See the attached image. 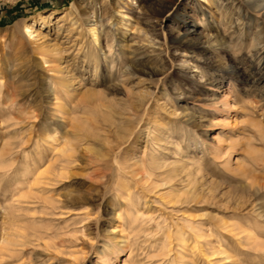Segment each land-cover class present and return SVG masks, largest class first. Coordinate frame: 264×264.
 <instances>
[{
	"label": "rangeland",
	"instance_id": "rangeland-1",
	"mask_svg": "<svg viewBox=\"0 0 264 264\" xmlns=\"http://www.w3.org/2000/svg\"><path fill=\"white\" fill-rule=\"evenodd\" d=\"M181 1L0 0V264H264V2Z\"/></svg>",
	"mask_w": 264,
	"mask_h": 264
},
{
	"label": "bare ground",
	"instance_id": "bare-ground-1",
	"mask_svg": "<svg viewBox=\"0 0 264 264\" xmlns=\"http://www.w3.org/2000/svg\"><path fill=\"white\" fill-rule=\"evenodd\" d=\"M175 2H176V4L177 5H182L183 4V2L181 1V0H175ZM258 2H264V0H258ZM145 6V5H144ZM167 7H169V6H167ZM178 9H180V7L178 8ZM178 9H177V11H178ZM177 11L175 12V14H174V18L176 19V22H181V23H183V25H188L189 24V21L187 20L188 19V12L186 11V8L184 9V7H181V13H177ZM174 20V19H173ZM31 29H32V27H30ZM34 31H31L30 32V34H32ZM174 32V31H173ZM89 33H90V35H91V37H92V42H97L98 41V39H99V36H98V34L96 33V28L93 26V27H90V29H89ZM177 33V35L175 36V38H174V40L175 41H178V42H180V41H183V40H189V39H192L193 37H194V35H196V34H198V31H196V29H194L192 26H189V27H186L185 28V31H183L182 33H179V32H176ZM174 34V33H173ZM190 42V41H189ZM94 43H92V46H93V44ZM96 44V43H95ZM93 49H95V50H97V48H95L94 46H93ZM140 59V58H139ZM136 60H138L137 58H136ZM149 68V67H148ZM68 147V146H67ZM72 150V148L71 147H69V148H66V147H64V146H62V147H60L59 148V153L58 154H60L61 156H69L68 154H67V152L68 151H71ZM53 166V165H52ZM56 168V167H55ZM48 169V168H47ZM62 169V168H61ZM49 170V169H48ZM47 170V171H48ZM50 170H51V168H50ZM46 171V172H47ZM43 173H44V171H43ZM39 174V173H38ZM41 176V175H40ZM42 177V176H41ZM37 178H35L34 180H36ZM39 180V179H38ZM36 182V181H35ZM2 247H5V245H3ZM1 248V247H0ZM2 250V249H1ZM4 250H6V248H4ZM3 253H5V252H3ZM0 254H2V251H0ZM12 255V254H11ZM10 255V256H11ZM6 256V255H5ZM9 256V257H10ZM2 257H3V255H2Z\"/></svg>",
	"mask_w": 264,
	"mask_h": 264
}]
</instances>
